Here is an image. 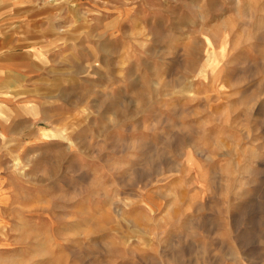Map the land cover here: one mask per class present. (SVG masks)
<instances>
[{"label": "rangeland", "instance_id": "1", "mask_svg": "<svg viewBox=\"0 0 264 264\" xmlns=\"http://www.w3.org/2000/svg\"><path fill=\"white\" fill-rule=\"evenodd\" d=\"M0 15V264H264V0Z\"/></svg>", "mask_w": 264, "mask_h": 264}, {"label": "crops", "instance_id": "2", "mask_svg": "<svg viewBox=\"0 0 264 264\" xmlns=\"http://www.w3.org/2000/svg\"><path fill=\"white\" fill-rule=\"evenodd\" d=\"M6 17H8V16H6V15L5 16H2V15H0V41H3L2 46H4V47L7 46L8 44L2 38V33H1L3 31L2 23L4 24L5 21H9L10 20L9 19L10 17L8 19H6ZM18 19H22V16H19ZM12 45H16V43H12Z\"/></svg>", "mask_w": 264, "mask_h": 264}]
</instances>
